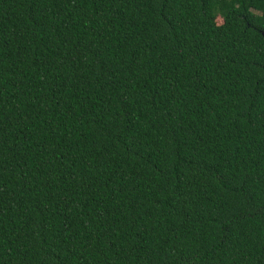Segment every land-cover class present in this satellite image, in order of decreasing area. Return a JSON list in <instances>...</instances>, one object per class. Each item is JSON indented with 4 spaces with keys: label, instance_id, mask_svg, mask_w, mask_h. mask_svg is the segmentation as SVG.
Here are the masks:
<instances>
[{
    "label": "trees",
    "instance_id": "16d2710c",
    "mask_svg": "<svg viewBox=\"0 0 264 264\" xmlns=\"http://www.w3.org/2000/svg\"><path fill=\"white\" fill-rule=\"evenodd\" d=\"M0 264H264V0H0Z\"/></svg>",
    "mask_w": 264,
    "mask_h": 264
},
{
    "label": "rangeland",
    "instance_id": "374dc122",
    "mask_svg": "<svg viewBox=\"0 0 264 264\" xmlns=\"http://www.w3.org/2000/svg\"><path fill=\"white\" fill-rule=\"evenodd\" d=\"M216 23H217V24H221V23H222V20H221L220 17H218V16L216 17Z\"/></svg>",
    "mask_w": 264,
    "mask_h": 264
}]
</instances>
